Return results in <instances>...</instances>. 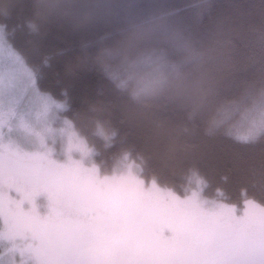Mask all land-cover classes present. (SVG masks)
<instances>
[{
	"label": "trees",
	"instance_id": "1",
	"mask_svg": "<svg viewBox=\"0 0 264 264\" xmlns=\"http://www.w3.org/2000/svg\"><path fill=\"white\" fill-rule=\"evenodd\" d=\"M36 3L47 7L56 0ZM33 9V0H17L10 14L0 18L6 39L34 72L38 88L65 102L63 114L88 149L83 154L64 147L46 157L67 166L63 184L69 201L87 204L89 209L86 215L65 213L56 226L136 247L127 252L103 244L104 240L95 245L83 240L77 242L81 248L72 250L86 261L104 264H246L252 259V229L238 225L248 217L251 204L264 210V138L245 144L226 131V138L193 150L181 139L182 112L171 105L146 113L136 136L127 140L111 135L103 122L91 125L81 114L98 98L119 100L94 55L133 24L166 12L169 24L142 52L158 45L164 60L171 62L180 56H200L209 62L220 54L229 61L264 52V0H91L55 19L42 35L28 27ZM70 65H79L72 74ZM228 73L213 67L187 70L186 83L192 90L195 81ZM237 88L233 84L225 90L218 104L233 101ZM218 104L209 109L210 114L217 115ZM98 127L108 139L97 133ZM129 162L138 167L136 181L126 178ZM155 187L168 191L166 201L153 192ZM8 192L23 199L15 187ZM169 193L175 196L169 198ZM52 203L46 192L35 197L41 217L49 215ZM23 207L32 208V202L24 200Z\"/></svg>",
	"mask_w": 264,
	"mask_h": 264
},
{
	"label": "clouds",
	"instance_id": "2",
	"mask_svg": "<svg viewBox=\"0 0 264 264\" xmlns=\"http://www.w3.org/2000/svg\"><path fill=\"white\" fill-rule=\"evenodd\" d=\"M91 0H56L44 7L33 0L32 16L27 20L30 31L42 35L57 18L76 10V6ZM17 0H0V18L10 14ZM223 18H226L223 17ZM220 22L215 21L214 27ZM169 24V14L160 12L142 23L133 24L111 43L101 45L94 55V62L110 78L119 100L98 98L88 104L82 118L95 126L103 122L111 129V135L127 140L136 136L137 128L150 110L171 105L181 110V139L193 150L201 145L211 146L231 130L234 138L245 144L264 138V54L257 60L255 54L244 60H236L227 75L211 76L199 82L195 89L182 88L181 77L176 72L157 76L143 68L138 54L151 46L161 27ZM3 27V23H0ZM191 38V33L189 32ZM84 58H81V64ZM77 65L76 67H78ZM76 67L69 66L70 74ZM237 84L235 96L241 107L240 115L230 122L209 113L219 103L222 93ZM260 102L259 116L255 102ZM257 125L256 131L242 134L249 125ZM144 155V148L134 144ZM166 163L168 161H165Z\"/></svg>",
	"mask_w": 264,
	"mask_h": 264
},
{
	"label": "rangeland",
	"instance_id": "3",
	"mask_svg": "<svg viewBox=\"0 0 264 264\" xmlns=\"http://www.w3.org/2000/svg\"><path fill=\"white\" fill-rule=\"evenodd\" d=\"M163 40H167V38H163ZM141 54L137 59L143 68L157 76L168 72H176L181 77L179 86L186 89H189L186 83L187 70L196 72L206 68V71H209V68L213 67L219 72L223 73L224 71L225 73L230 70V66L234 61L244 60L248 57L242 55L228 61L226 55L220 54L214 57L213 60L205 62L198 58L200 56L195 59H187L175 55L176 58H179L171 62L164 60L162 47L158 45L152 47V50ZM262 54L264 52L255 53L257 60ZM198 84V81L192 83L196 87ZM218 107L216 116L224 122L234 121L241 113V107L236 98L233 101L222 102L218 104ZM65 108L64 101L55 99L49 93L38 88L34 72L21 55L9 44L4 28L0 27V146L11 145L21 153L42 154L44 157L54 156L59 152L58 150L64 147H66L65 149H68V147L70 149L77 148L78 152L81 150L83 154H86L88 152L86 143L73 128L71 121L64 116L63 110ZM260 110L261 104L257 101L255 102L257 117ZM256 128L257 125L250 124L248 128L242 130V134L254 132ZM227 132L234 136L231 130ZM97 133L108 139L101 127L97 128ZM128 164V172H125L127 180H138V167L130 162ZM153 192L158 193L162 202L168 199L166 189L155 187ZM169 195V198L175 196L173 193H169ZM195 195L197 196V194ZM163 198H166V200ZM251 209L257 213H264V210L253 204H251ZM6 230L7 225L4 216L0 215V264H37L34 255L26 250L32 242L31 235L29 234L27 237L17 236L12 239L6 234ZM53 237L63 239L72 249L81 248L77 242H83V240L94 245L101 244L104 240L103 244L107 243L106 245L117 246L120 249L124 248V251L127 252H133L136 249L133 245L120 239L102 238L85 230H67L58 226L54 227ZM72 237H75L76 241ZM250 237L253 238V235L250 234ZM21 249H25V251L21 252ZM127 255L132 259L134 258L131 253ZM87 264L104 263L87 261Z\"/></svg>",
	"mask_w": 264,
	"mask_h": 264
},
{
	"label": "snow or ice",
	"instance_id": "4",
	"mask_svg": "<svg viewBox=\"0 0 264 264\" xmlns=\"http://www.w3.org/2000/svg\"><path fill=\"white\" fill-rule=\"evenodd\" d=\"M0 147V215L7 225L6 234L12 239L30 234L32 242L26 250L34 255L37 264H87L63 239L53 237L54 227L65 213L86 215L89 210L87 204L69 201L63 184L67 166H58L42 154L21 153L11 145ZM85 171L92 174V170ZM13 187L23 193L22 200L9 195L8 189ZM42 192L48 193L53 202L47 217H41L35 206V197ZM24 200L31 201L32 208L25 210ZM238 227L252 229L254 255L246 264H264V213L250 208Z\"/></svg>",
	"mask_w": 264,
	"mask_h": 264
}]
</instances>
